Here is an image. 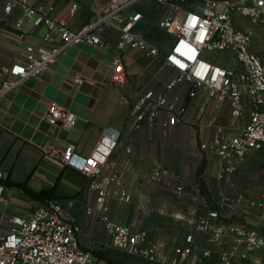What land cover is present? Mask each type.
I'll return each instance as SVG.
<instances>
[{"label": "built area", "instance_id": "1", "mask_svg": "<svg viewBox=\"0 0 264 264\" xmlns=\"http://www.w3.org/2000/svg\"><path fill=\"white\" fill-rule=\"evenodd\" d=\"M141 1L104 0L101 11H96L78 29H72L68 19L80 7L77 2L69 4L68 17L55 19L40 7L28 6L24 0H8L5 14L14 6H21L24 17L31 19L34 27H44L46 34L44 47L27 46L11 65H0V100L47 70L68 48L82 43L110 45L100 35L107 27L118 32L112 44L117 55L110 81L116 87L123 85L127 80L123 63L127 49L140 52L145 59L160 55L155 45L134 30L142 15L130 10ZM154 1L160 8L169 9L157 25L173 35L163 62L175 74L162 92L145 90L131 105L134 130L159 126L162 135L167 136L184 123L188 105L174 93L176 89H184L186 98L205 97L218 111L227 112L231 122L224 125L213 117L208 123L212 133L199 142L200 149L216 163L217 180L223 182L240 169L248 155L264 146V63L251 51L252 30L242 27V22L264 24V0H200L199 7L189 10L182 5L193 0ZM44 118L54 128L70 129L76 122L75 114L56 102L47 105ZM118 137L106 132L84 158H77L74 146L64 143L48 146L44 153L86 178L87 190L94 192L95 199L94 206L86 207L85 213L95 214L97 224L109 233L113 248L142 262L185 264L193 248L199 247L195 246L192 234L186 235L184 247L162 257L160 248L149 241L146 231L116 224L106 216L107 200L112 194L123 202L131 200L121 186L117 168L112 166L107 171L102 168ZM148 181L175 195L184 194L183 176L172 168L154 165ZM6 190L0 182V199ZM222 199L225 209L235 210L237 217L209 209L191 222L214 244L218 253L216 264H243L250 254L264 250V192L254 198L238 195ZM80 232V226L65 214L63 205L48 200L28 219L11 218L7 232L0 220V264H96L93 248L80 245ZM201 254L206 259L210 252L205 250Z\"/></svg>", "mask_w": 264, "mask_h": 264}, {"label": "crops", "instance_id": "2", "mask_svg": "<svg viewBox=\"0 0 264 264\" xmlns=\"http://www.w3.org/2000/svg\"><path fill=\"white\" fill-rule=\"evenodd\" d=\"M7 1L0 0L2 66L11 65L27 46L44 47L46 34L44 27H34L31 19L24 17L21 6H14L5 14ZM24 2L28 6L40 7L55 19L68 17L69 4L77 2L80 7L68 19L72 29L81 27L104 5V0ZM200 4V0H193L182 8L189 10ZM133 11L142 15L135 32L155 45L160 55L145 59L140 52L127 49L123 56L127 80L123 85L116 87L110 81L117 55L112 44L117 40L118 32L107 27L100 35L110 45L99 47L82 43L72 46L47 70L0 100V172L1 181L7 187L3 199H0L1 225L7 232L11 218L28 219L35 209L54 200L62 204L65 214L80 226V245L85 249L93 248L96 264H108L107 260L110 264H137L125 262L121 251L111 246L107 230L97 224L95 214L85 213L86 207L94 206L95 199L94 192L87 190L86 178L44 153L46 147L64 143L74 146L77 158H84L108 132L119 137L102 168L107 171L115 166L121 186L131 197L129 202H123L112 194L107 200L108 219L132 230L146 231L149 241L160 248L162 257H169L184 247L186 235L192 234L195 246L199 247L193 248L185 264H216L218 253L214 244L191 222L209 209L221 213L227 211L222 199L224 182L216 178V163L212 158L207 159L199 175L200 160L190 156L196 149V131L183 123L167 136L162 135L159 126L138 132L134 130L131 105L145 90L162 92L175 73L167 70L163 62V54L169 50L173 35L157 25L158 19L169 9L160 8L154 0H143L133 6L130 12ZM162 37H168V43H162ZM174 93L185 100L184 89H176ZM200 97L206 103L203 96L192 100ZM50 102H56L75 114L73 127L54 128L48 124L44 114ZM223 113L219 111L217 118ZM154 165L180 172L185 182L184 194L175 195L160 184L149 182ZM199 177H202L203 188L199 185ZM8 183H24L31 190L45 194L42 199H32ZM205 250L210 252L206 259L201 254ZM261 251L250 254L243 264H264V258L253 259L254 254Z\"/></svg>", "mask_w": 264, "mask_h": 264}, {"label": "rangeland", "instance_id": "3", "mask_svg": "<svg viewBox=\"0 0 264 264\" xmlns=\"http://www.w3.org/2000/svg\"><path fill=\"white\" fill-rule=\"evenodd\" d=\"M242 23L244 29L252 30L251 51L261 59L262 63H264V24L252 25L249 22ZM161 39L162 43H168L169 41L168 37H162ZM188 105L190 107L186 110V121L183 124L186 127L194 128L196 131V149L195 153H190V156L197 157L198 160H200V169L198 170L200 175L203 170L201 166L209 159L199 147V142L202 139H207L210 133H212V129L208 127V123L213 117H215L216 121H220V123L224 125H229L231 122L227 112L220 114V118H217L219 111L215 108L213 103H204L202 97L196 100L191 99ZM198 180H200L199 185L201 187L203 185L204 187L202 177H199ZM223 182V197L227 199H234L238 195H242L246 198H254L264 192V146L248 155L240 169ZM222 214L231 218L238 216L237 212L231 209ZM119 253L125 262L132 261L137 264H143V262H137L138 260L125 253V255L121 252ZM261 258H264V250L257 252L253 256V259Z\"/></svg>", "mask_w": 264, "mask_h": 264}, {"label": "trees", "instance_id": "4", "mask_svg": "<svg viewBox=\"0 0 264 264\" xmlns=\"http://www.w3.org/2000/svg\"><path fill=\"white\" fill-rule=\"evenodd\" d=\"M190 96H188L186 99H185V104L188 105L189 102H190ZM0 182H2L0 180ZM3 183V182H2ZM4 184V183H3ZM7 184V183H6ZM8 185H13L15 187H18L20 188L28 197L32 198V199H42L45 192H36V191H33L31 190L30 188H28L24 183H8ZM202 188H203V185H202ZM47 198V197H46ZM108 264H110V261L107 260Z\"/></svg>", "mask_w": 264, "mask_h": 264}]
</instances>
